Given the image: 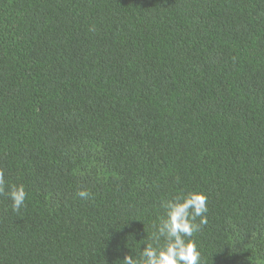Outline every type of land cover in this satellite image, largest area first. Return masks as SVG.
I'll list each match as a JSON object with an SVG mask.
<instances>
[{"label":"trees","instance_id":"trees-1","mask_svg":"<svg viewBox=\"0 0 264 264\" xmlns=\"http://www.w3.org/2000/svg\"><path fill=\"white\" fill-rule=\"evenodd\" d=\"M0 171V264H122L192 190L201 264H264V0H0Z\"/></svg>","mask_w":264,"mask_h":264},{"label":"clouds","instance_id":"clouds-1","mask_svg":"<svg viewBox=\"0 0 264 264\" xmlns=\"http://www.w3.org/2000/svg\"><path fill=\"white\" fill-rule=\"evenodd\" d=\"M0 194H6L13 212L25 207L27 192L23 184H7L0 171ZM76 196L82 200L91 193L80 188ZM163 215L152 225L150 241L134 255H125L122 264H201V253L193 239L207 223V196L200 191H187L161 202ZM199 218V223H197Z\"/></svg>","mask_w":264,"mask_h":264}]
</instances>
